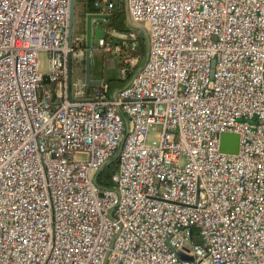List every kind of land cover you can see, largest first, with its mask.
Masks as SVG:
<instances>
[{"label": "built area", "instance_id": "built-area-1", "mask_svg": "<svg viewBox=\"0 0 264 264\" xmlns=\"http://www.w3.org/2000/svg\"><path fill=\"white\" fill-rule=\"evenodd\" d=\"M122 1L148 49L114 91L74 74L70 0H0V264H264V0ZM114 37L125 72L139 31Z\"/></svg>", "mask_w": 264, "mask_h": 264}, {"label": "rangeland", "instance_id": "rangeland-1", "mask_svg": "<svg viewBox=\"0 0 264 264\" xmlns=\"http://www.w3.org/2000/svg\"><path fill=\"white\" fill-rule=\"evenodd\" d=\"M126 6V5H125ZM127 11V10H126ZM76 15H75V29L77 28V25L81 26L83 25L84 18L82 12V8L80 4H76L75 9ZM103 23V22H102ZM108 23V22H105ZM144 33V32H143ZM146 35V32L144 33ZM110 47L112 51H105L103 46L99 44V39L95 38L92 42V48H91V59H92V77L93 78H100L104 81L108 82L109 79H119L125 76L126 80L123 81V83L115 84L116 86L111 87H120L125 85L136 73L138 68L144 63L147 49H148V41L146 37L147 42V48L145 54H139L137 52V55H139V58L137 61H135V64L133 67H128L129 69L125 72L122 71L123 64H120V61L118 59V53L113 50V48L117 46H121V43H118L117 39L111 38L110 39ZM115 45V46H114ZM146 45V44H145ZM83 54L82 57L83 61L81 62V68L78 67V65H74V74H80L85 66V47L83 46ZM40 61V68L46 72L48 70V53L46 51H41L39 56ZM84 74V71L82 72ZM109 83V82H108ZM90 87V86H89ZM159 129L157 127L151 128L149 131V136L147 139V145H157L159 141Z\"/></svg>", "mask_w": 264, "mask_h": 264}, {"label": "water", "instance_id": "water-1", "mask_svg": "<svg viewBox=\"0 0 264 264\" xmlns=\"http://www.w3.org/2000/svg\"><path fill=\"white\" fill-rule=\"evenodd\" d=\"M76 1L77 0H70L69 2V15H68V31H67V39L68 45H72L73 33L75 30V9H76ZM111 17L110 14H98V13H86L85 14V66H84V80L85 83L92 87L99 85L101 83V79H94L92 77V59H91V48L92 42L94 38L104 39L106 37V28L99 26L95 30H93V22L94 21H107ZM128 23L131 28L146 32L145 28L141 25L135 24L131 18L128 16ZM94 36V38H93ZM68 71H67V98L69 101H76L72 95V81H73V58L72 55H68ZM44 82L48 83V76H43ZM221 150L226 153H237L239 150V135L236 133H223L221 135V142H220ZM117 158V155L114 157ZM103 170V169H102ZM101 170V171H102ZM96 181V178H95Z\"/></svg>", "mask_w": 264, "mask_h": 264}, {"label": "trees", "instance_id": "trees-1", "mask_svg": "<svg viewBox=\"0 0 264 264\" xmlns=\"http://www.w3.org/2000/svg\"><path fill=\"white\" fill-rule=\"evenodd\" d=\"M96 0H77L76 4L82 5V10L84 13H94L98 11L99 7H95ZM107 30H115L118 32H129L132 30L131 26L127 21V13H126V6L125 2L122 0H118L115 8L111 12V17L108 19V24L106 26V33ZM139 45H138V52L139 54H145L147 48L146 42V35L143 32H139ZM122 42V41H119ZM123 44V43H122ZM146 44V45H145ZM84 45V44H83ZM124 51V48H122ZM124 56V52H120L118 54V59L120 64L122 63V59ZM126 80L125 76L119 79H109L108 84L111 87L116 86L115 84L123 83ZM89 89L92 87H88ZM119 165L118 158H113L99 173L97 180L98 184L101 186H111L112 185V174L117 170Z\"/></svg>", "mask_w": 264, "mask_h": 264}, {"label": "crops", "instance_id": "crops-1", "mask_svg": "<svg viewBox=\"0 0 264 264\" xmlns=\"http://www.w3.org/2000/svg\"><path fill=\"white\" fill-rule=\"evenodd\" d=\"M81 5V4H80ZM81 8H82V5H81ZM82 12H83V10H82ZM126 13H127V21H128V12L126 11ZM83 14V18H84V22H83V25H81V26H79V25H77V28L78 29H80V30H84L85 31V14L86 13H82ZM103 22V23H102ZM105 22H108V20L107 21H100V20H98V21H94L93 22V30H94V33L93 34H95V30H96V28H98L99 26H102V27H105L106 28V26H107V24L108 23H105ZM133 29V28H132ZM139 31V30H138ZM139 32H142V31H139ZM93 38H94V36H93ZM95 39V38H94ZM93 39V40H94ZM94 79H100V78H94ZM124 86V85H123ZM114 87V86H113ZM120 87H122V86H120ZM120 87H115V89H114V91L116 90V89H118V88H120ZM113 91V92H114Z\"/></svg>", "mask_w": 264, "mask_h": 264}]
</instances>
